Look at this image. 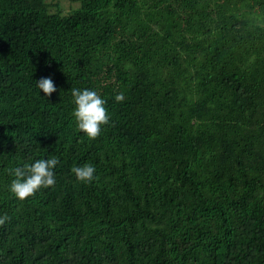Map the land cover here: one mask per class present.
<instances>
[{"label":"trees","instance_id":"obj_1","mask_svg":"<svg viewBox=\"0 0 264 264\" xmlns=\"http://www.w3.org/2000/svg\"><path fill=\"white\" fill-rule=\"evenodd\" d=\"M79 2L0 0V264H264V0ZM72 88L106 101L95 139ZM53 155L54 185L8 191Z\"/></svg>","mask_w":264,"mask_h":264},{"label":"clouds","instance_id":"obj_2","mask_svg":"<svg viewBox=\"0 0 264 264\" xmlns=\"http://www.w3.org/2000/svg\"><path fill=\"white\" fill-rule=\"evenodd\" d=\"M35 82L36 88L42 90L45 97L56 91V85L51 77H42ZM71 96L76 127L89 139H95L101 134L102 126L110 122L105 99L95 89L90 88H72ZM114 99L117 102L122 101L124 93L116 94ZM58 164L59 159L53 155L10 168L8 171L13 178L8 184V191L15 198L23 201L41 188L54 185L56 183L54 169ZM95 171L92 163H84L72 168L76 180L83 183L92 182L95 179ZM8 219L7 215H0V225L5 224Z\"/></svg>","mask_w":264,"mask_h":264},{"label":"rangeland","instance_id":"obj_3","mask_svg":"<svg viewBox=\"0 0 264 264\" xmlns=\"http://www.w3.org/2000/svg\"><path fill=\"white\" fill-rule=\"evenodd\" d=\"M46 2L52 4L50 7L52 12L60 11L62 15H69L80 7L79 0H46Z\"/></svg>","mask_w":264,"mask_h":264}]
</instances>
